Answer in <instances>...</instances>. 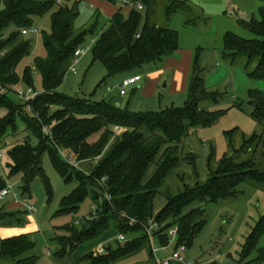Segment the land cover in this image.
<instances>
[{"label": "trees", "instance_id": "1", "mask_svg": "<svg viewBox=\"0 0 264 264\" xmlns=\"http://www.w3.org/2000/svg\"><path fill=\"white\" fill-rule=\"evenodd\" d=\"M100 1L119 5L117 0ZM134 1L139 2L144 10L138 12L129 8L124 16L120 7L91 47L93 61L103 66L107 77L138 75L135 73L160 66L178 50V33L158 23L155 0ZM80 4V0H66L64 3L60 0H0V144L7 137H16L21 132L25 134L21 140L9 144V176L19 177L22 198L29 195L30 185L36 178H41L49 191L41 167V158L46 153L53 169L66 182L71 178L76 182L72 193L61 201L57 215L75 212L88 198L92 201L94 213L91 211L80 223L62 227L64 235L55 239L60 249L58 257L70 255L80 245L96 241L112 231L116 236L123 235L124 240L115 238L104 245L102 253H85L75 264H119L125 261L129 264H155L141 223L154 219L162 226L155 239L160 247H167V233L176 229L173 250L179 246L188 249L204 228L205 204L235 197L239 193L238 187L245 182L264 183V93H249L250 118L261 126L260 133L243 137L238 148L229 142L228 152L215 166L209 158L206 182L184 185L176 194L168 189L162 191L166 178L182 160L196 171L194 153L190 152L181 159L179 148L191 131L210 126L224 114V111L206 112L199 107L203 101L216 102L219 94L204 90L195 62L192 63L183 108L134 113L111 103L60 94L57 90L72 65L74 52L94 31L90 27L75 28ZM193 10L187 0H171L164 9V20L167 23L173 15L182 11L193 13ZM46 16H49L50 29L41 36L44 57L35 58L33 69L25 67L20 77L17 67L32 51L31 42L21 31L33 29L36 21ZM259 16V21L244 24L253 39L225 34L223 55L231 59L244 56L246 74L264 80L263 7ZM192 24L193 21L186 17L185 25ZM33 72L39 75L43 91L33 101L19 105L9 98L14 94L12 87L23 83L33 88ZM17 122L22 125V130L18 129ZM116 127L125 129V132L116 135ZM44 129L48 134L43 132ZM60 151L77 163L96 162L89 173H83L62 160ZM151 166L154 171L146 178ZM6 185L0 174V191ZM158 194L164 197L165 205L155 213L153 204ZM0 204H3L0 226L21 222L23 213H28L26 210H6L7 204L12 205L7 200ZM121 215L140 224L129 227ZM263 233L264 216L244 241L241 264H249L247 259L254 251L255 261L264 262V248L256 249ZM34 249L35 243L28 235L3 239L0 240V260L34 264L36 257L30 255ZM142 253L146 259L138 258Z\"/></svg>", "mask_w": 264, "mask_h": 264}, {"label": "rangeland", "instance_id": "2", "mask_svg": "<svg viewBox=\"0 0 264 264\" xmlns=\"http://www.w3.org/2000/svg\"><path fill=\"white\" fill-rule=\"evenodd\" d=\"M60 1L66 2V0ZM170 1L155 0V15L158 23L178 33V50L191 53L194 59L192 63H197L204 90L219 94L216 102L203 101L199 107L206 112L224 111V114L210 126L199 127L191 131L189 136L182 141L179 156L184 159L188 153H194L196 171L194 172L192 166L182 160L179 167L168 175L161 190L168 189L172 194H176L183 189L184 185L192 186L195 183L206 182L208 159L210 158L215 166L217 161L228 152L229 142L234 148H238L243 137H250L261 132V126L250 118L252 106L249 93L250 91L264 93V80L253 79L246 74L244 56H237L234 59L225 57L223 39L226 33L245 40L253 39L254 36L244 27V24L252 20H260L259 10L264 8V2L262 0H187L189 6L194 9L193 13H187V16L185 11L179 12L166 23L164 9ZM79 12L75 28H87L98 22L93 34L88 36L81 46L86 49L90 46L91 39H95L106 27L110 18L98 9L92 8L86 0L81 1ZM186 17L193 21L191 26L185 25ZM33 29L37 33L25 36L26 40L31 42L32 51L17 67L20 77L25 67L33 69L32 62L35 58L44 57L41 36L49 32V16L37 20ZM121 77V75L107 77L103 66L93 61L91 49H89L78 59L75 73L71 71L66 73L57 92L71 98L111 103L120 109H128L134 113L158 112L171 107L183 108L186 102V93L171 94L168 89L164 88L165 81L161 83V88L152 99H142L139 93L132 94L129 89L126 90L127 95L121 97L118 82ZM27 88L23 83L12 87L14 94L9 95V98L23 106L26 101L19 99L15 94L19 89L25 91ZM33 88L38 94L43 91L40 77L35 72H33ZM56 111L57 109L53 113ZM17 125L18 129L22 130L20 122H17ZM228 132H232L229 137L226 136ZM24 135L21 132L16 137H7L0 144V151H3V159H0V174L5 179L6 186L12 187L20 197L22 196V185L19 177L9 176L7 151L11 148L10 143L21 140ZM59 154L62 160L65 158L73 160L65 152L60 151ZM95 162L80 163L77 168L83 173H89ZM41 167L48 180L49 191L45 188L41 178H36L30 185L29 195L23 197L32 202L35 211L23 213L21 222L0 226V239L28 235L35 243V249L30 253L36 257L34 264H75L85 253L96 254V245L104 240L103 236L96 241L80 245L70 255L57 256L60 249L55 239L64 235L62 227L82 222L89 216L93 205L88 198L79 205L75 212L58 216L61 201L76 187L75 179L71 178L66 182L53 169L46 153L41 158ZM153 171L154 166H151L146 172V178ZM238 190L239 193L233 198L207 203L203 206L204 228L183 253L187 261L195 264H241L240 252L244 241L255 224L264 216V183L248 181L241 184ZM2 205L0 204V207ZM164 205V197L158 194L153 204L154 212H158ZM14 209L21 212L24 210L21 206L14 208L7 204L6 210L13 211ZM112 241L111 239L102 244L103 249L105 244ZM155 245L159 248L158 244ZM259 248H264V233L258 240L256 249ZM172 251L173 247H168L159 252V255L167 257ZM255 257L256 252L254 251L247 259L249 264H264V262L255 261ZM138 258L146 259V255L142 253ZM0 264H13V262L0 260ZM119 264L129 263L125 261Z\"/></svg>", "mask_w": 264, "mask_h": 264}, {"label": "built area", "instance_id": "3", "mask_svg": "<svg viewBox=\"0 0 264 264\" xmlns=\"http://www.w3.org/2000/svg\"><path fill=\"white\" fill-rule=\"evenodd\" d=\"M117 3L121 6V7H128L131 9H135L138 12H142L144 10L143 6L139 3L136 2L134 0H117ZM30 33H37L35 29H31V30H22L21 34L23 36H26ZM95 39H91V43L90 46L88 48H82L79 47L75 52H74V56H73V62L72 65L69 68V71H71L72 73H75V65L77 64L78 59L83 56L87 50L91 49L92 45L94 44ZM141 80V76L140 75H133L130 76L126 79H124L123 81H121L120 83V91H119V95L121 97L125 96L126 94V90L128 87H130L131 85L136 84L137 82H139ZM38 93H36L34 88H27L25 91H23L22 89H19L16 93V96L19 99H22L26 102L29 101H33L36 97H38ZM26 110H29V106L26 108ZM115 131V130H114ZM43 132L45 134H48V132L44 129ZM3 159V151H0V159ZM65 160L70 163L71 165H73L74 167L77 168V166L80 163H77L69 158H65ZM1 164V161H0ZM105 198L108 199V196L105 195ZM6 200H10V202L14 205H18L21 206L24 210H26L27 212H34L35 209L33 208L32 202L30 200H25L23 198H21L15 191H13L12 187H8L6 186L4 189H2L0 191V203L4 202ZM95 212V207L92 206V213ZM121 218L126 220V223L129 227H134L138 223L135 219L133 218H127L125 215H121ZM141 227L143 228L144 234L146 235V237L149 240L151 249H152V253L154 256V261L155 264H173V263H177V264H195L194 262H190L187 261L184 256L183 253L186 251L185 246H179L178 248L174 249L171 254L167 257H163L159 255V252L164 251L165 249H167L168 247H173L176 241V236H177V231L176 229H171L168 231L167 236L169 237V243L167 245V247H156V243H155V239H156V235L157 233L160 232V230L162 229V226H160L154 219L149 220L147 223H141L140 224ZM116 239L118 241H123L124 240V236L119 234L116 236ZM103 252V247L102 245H100L97 248V253L96 254H100Z\"/></svg>", "mask_w": 264, "mask_h": 264}, {"label": "crops", "instance_id": "4", "mask_svg": "<svg viewBox=\"0 0 264 264\" xmlns=\"http://www.w3.org/2000/svg\"><path fill=\"white\" fill-rule=\"evenodd\" d=\"M86 1H88L91 4L92 8L98 9L99 11L104 13V15H107L109 18H111L121 7L120 5L113 6L107 2H103L100 0H86ZM128 12H129V8L121 7V13L124 16H126ZM192 60L194 59L190 52L178 50L175 52V54L172 57L166 59L162 64H160V66L155 68H148L145 71H140L138 73H135L141 76V80L136 84L128 87L127 91L129 89L132 94L139 93L140 98L142 99H152L153 97H155L156 93L158 92V89L161 88L160 87L161 83L165 81L164 88L168 89L171 94H181L184 92L186 93L188 80L191 75ZM121 76H122L121 79L118 81L119 83H121V81L130 77L131 75H121ZM143 80L144 83L141 84ZM137 84H139V86H136ZM127 91L125 96L127 95ZM114 130H115L114 131L115 134H121L125 132V129L119 127L114 128ZM115 238H116V233L112 231L104 234L103 235L104 240H101V243L96 245L95 250H97V248L100 245L110 241L111 239L114 240ZM3 239H7V238H1L0 240Z\"/></svg>", "mask_w": 264, "mask_h": 264}, {"label": "water", "instance_id": "5", "mask_svg": "<svg viewBox=\"0 0 264 264\" xmlns=\"http://www.w3.org/2000/svg\"><path fill=\"white\" fill-rule=\"evenodd\" d=\"M97 24H98V22H95L93 25H91L90 30H95ZM106 183H107V181H106Z\"/></svg>", "mask_w": 264, "mask_h": 264}]
</instances>
